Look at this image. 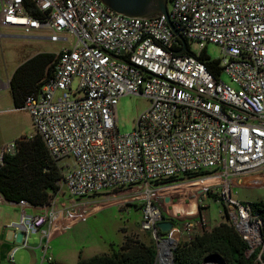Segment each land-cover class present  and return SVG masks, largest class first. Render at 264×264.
<instances>
[{
	"label": "built area",
	"instance_id": "obj_1",
	"mask_svg": "<svg viewBox=\"0 0 264 264\" xmlns=\"http://www.w3.org/2000/svg\"><path fill=\"white\" fill-rule=\"evenodd\" d=\"M168 2L182 40L162 14L126 16L101 0H0L1 27L43 31L42 38L64 44L52 75L22 107L60 168L58 192L39 207L7 202L38 209L32 215L23 210L8 227L19 231L22 245L30 233H41L48 261L57 196L85 204L117 188L138 185L151 192L184 178L201 184L203 199L220 188L230 224L248 244L246 257L259 249L260 260L264 252V213L231 196L234 179L264 170V0ZM209 43L219 46L220 59L207 56ZM124 94L142 95L150 105L133 130L121 134L116 107ZM17 150L16 141L5 143L0 155ZM201 208L198 219L184 223V240L195 228L206 229ZM161 211L149 198L141 228L152 233Z\"/></svg>",
	"mask_w": 264,
	"mask_h": 264
},
{
	"label": "rangeland",
	"instance_id": "obj_2",
	"mask_svg": "<svg viewBox=\"0 0 264 264\" xmlns=\"http://www.w3.org/2000/svg\"><path fill=\"white\" fill-rule=\"evenodd\" d=\"M167 8H170L168 1ZM26 36L32 34L23 29L0 27V84L7 83L21 62L40 51L58 53L64 45L59 41ZM189 46L194 53L199 52L198 43L191 42ZM206 54L212 60L220 59L222 56L219 46L213 43L207 44ZM221 78L223 81H228L224 74ZM75 84L76 82L73 83V87ZM149 105V100L142 95H122L116 107V126L119 132L121 134L131 132L137 117ZM34 134L35 127L28 111L15 108L9 87L0 85V150L5 143L18 141L21 138L29 140L36 136ZM200 189L201 184L197 180L184 178L155 185L151 192L138 185L117 188L95 196L85 201V204L75 203L66 193L59 195L56 197L55 214L47 241V256H51V261L46 257L43 258L41 233H30L25 245L7 238L8 230L16 234L19 232L13 226H8L20 221L23 210L26 214L29 211L18 205L2 203L0 204V264H12L7 261V255L15 246L17 249L14 252L13 264H75L79 257L89 258L95 254L109 253L111 248L118 249L128 239H137L146 243L153 240L155 244L151 231L142 229L140 224L144 203L149 198L160 207L162 215L172 222L174 229L180 231L178 242L186 237L185 234H183L185 237L181 234L184 223L199 218L200 205L206 221V229L195 228L190 237L195 233L211 229L218 222L230 223L227 207L220 194L221 189L208 193L206 199L202 198ZM214 196L221 198L222 201L216 200ZM231 196L244 203L264 202V170L241 179H234ZM174 233L172 230L162 236L174 238ZM257 251L253 264H264L258 260L259 249Z\"/></svg>",
	"mask_w": 264,
	"mask_h": 264
},
{
	"label": "trees",
	"instance_id": "obj_3",
	"mask_svg": "<svg viewBox=\"0 0 264 264\" xmlns=\"http://www.w3.org/2000/svg\"><path fill=\"white\" fill-rule=\"evenodd\" d=\"M55 58L56 53H38L14 70L8 87L15 108H22L25 97L40 87L41 79L52 75ZM201 58L204 59L203 56ZM206 64L212 67L210 62ZM16 142L17 152L13 155L4 154L0 159V195L6 202L18 203L24 200L33 207L43 206L58 192L60 168L50 158L38 135L29 140L21 138ZM252 205L264 213V202ZM162 219L169 220L163 215ZM152 241L146 243L128 239L118 249L111 248L109 253L95 254L89 258L79 257L75 264H154L156 245ZM247 248L248 244L234 227L221 221L209 230L195 233L188 240H180L173 249V262L204 264L207 257L215 256L224 264H253L258 251L246 257ZM260 261L264 263V252L261 253Z\"/></svg>",
	"mask_w": 264,
	"mask_h": 264
},
{
	"label": "water",
	"instance_id": "obj_4",
	"mask_svg": "<svg viewBox=\"0 0 264 264\" xmlns=\"http://www.w3.org/2000/svg\"><path fill=\"white\" fill-rule=\"evenodd\" d=\"M167 1L168 0H101V2L110 10L115 11L117 13H121L126 16L131 17H151L156 14H162L167 21V24L173 31L175 35H177L181 40L182 38L179 36V34L176 31V28L174 24L171 22L168 11H167ZM26 37H32L33 36H26ZM179 53L183 52V49L178 51ZM173 230L175 232L173 235L176 237V241L170 248V257H171V264H174L173 262V249L176 247L178 243L179 238V232L174 229L173 224L169 220H160L156 223L155 229L152 232V236L155 241L156 245V258H158L159 255V245L162 241L169 240L171 236L160 238L162 235L168 234ZM158 231L160 232L158 234ZM163 237V236H162ZM264 251V247H263ZM218 260L215 256H209L205 259V262H216Z\"/></svg>",
	"mask_w": 264,
	"mask_h": 264
},
{
	"label": "bare ground",
	"instance_id": "obj_5",
	"mask_svg": "<svg viewBox=\"0 0 264 264\" xmlns=\"http://www.w3.org/2000/svg\"><path fill=\"white\" fill-rule=\"evenodd\" d=\"M160 238L163 239L165 237L161 236ZM175 241L176 239L173 237H170V239L166 241L161 240V244L159 245V248H158L159 255H158V258L155 259L154 264H171L170 248L174 244ZM206 264H220V263L209 261Z\"/></svg>",
	"mask_w": 264,
	"mask_h": 264
},
{
	"label": "crops",
	"instance_id": "obj_6",
	"mask_svg": "<svg viewBox=\"0 0 264 264\" xmlns=\"http://www.w3.org/2000/svg\"><path fill=\"white\" fill-rule=\"evenodd\" d=\"M1 27V26H0ZM4 28H7V29H15V28H11V27H4ZM29 34H32V36L34 38H42L41 36H44L45 33L43 31H32V30H26ZM44 39V38H42ZM39 53H47V52H44V51H40ZM22 63V62H21ZM0 85H3V86H7L8 87V83H5V84H0ZM6 201L2 198V196L0 195V204L2 203H5ZM26 209H28V214H34L36 212H38V209L37 208H33V207H26ZM219 223V222H218ZM217 223V224H218ZM7 238L8 239H14L16 240L18 243H20V236L18 234H16V236H14V231L12 230H8L7 234H6ZM17 247V246H15Z\"/></svg>",
	"mask_w": 264,
	"mask_h": 264
}]
</instances>
